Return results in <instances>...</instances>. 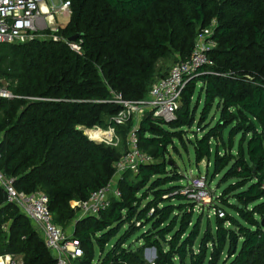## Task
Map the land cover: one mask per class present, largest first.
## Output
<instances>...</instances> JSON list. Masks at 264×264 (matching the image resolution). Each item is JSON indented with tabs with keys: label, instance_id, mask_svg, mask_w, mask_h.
<instances>
[{
	"label": "trees",
	"instance_id": "trees-1",
	"mask_svg": "<svg viewBox=\"0 0 264 264\" xmlns=\"http://www.w3.org/2000/svg\"><path fill=\"white\" fill-rule=\"evenodd\" d=\"M66 1L70 20L60 40L0 43V80L17 96L0 98V169L18 191L48 195L56 224L68 230L78 212L71 202L113 181L134 131L155 161L124 173L122 197L99 216L77 220L78 263L149 264L151 247L155 264H264V0ZM205 29L211 63L188 79L175 118L144 111L139 123L131 116L118 124L125 108L115 96L144 101L168 74L160 63L188 60ZM76 34L80 52L68 43ZM80 126L113 127L125 144L96 142ZM188 130L196 163L213 161L219 186L228 184L215 207L225 216L216 212L205 226L182 193L179 167L166 159ZM8 254L23 264H56L0 184V257Z\"/></svg>",
	"mask_w": 264,
	"mask_h": 264
},
{
	"label": "built area",
	"instance_id": "built-area-1",
	"mask_svg": "<svg viewBox=\"0 0 264 264\" xmlns=\"http://www.w3.org/2000/svg\"><path fill=\"white\" fill-rule=\"evenodd\" d=\"M58 13L70 14V1L59 0H0V43L12 44L23 43L36 38L53 37L60 40L58 35L61 26L55 23V15ZM50 33H46V31ZM42 36V37H40ZM212 36L211 29H205L197 38V45L188 60L178 61L169 73L159 78L152 86L148 97L141 102H130L116 95L114 102L123 105L125 108L116 118L118 124H125L131 116L139 123L141 112L151 111L158 118L170 121L175 118L183 92L190 76L199 68L211 63L208 51L213 42L208 41ZM205 41V43L203 42ZM70 47L80 52L81 45L77 42L68 41ZM17 96L9 90L4 80H0V98L13 99ZM139 110L138 116L133 111ZM80 129L92 140L118 147L120 138L113 127L103 129L99 126L88 128L80 126ZM104 131L100 136L98 131ZM1 158V154H0ZM155 161L154 157L143 151L139 146L136 133L132 131L128 135L127 145L123 154L116 161V175L113 181L107 186L93 191L86 200H75L71 206L78 210L80 218L87 216H99L100 213L111 205L112 198L122 197V191L118 186L120 177L127 171H138L144 164ZM190 179V178H189ZM0 184L4 188L7 201L16 204L22 212L39 228L43 234L47 248L56 258V264H72L84 255V249L80 241L68 234L61 226L56 224L55 216L50 208L48 195L42 192L26 194L20 192L14 185V179L6 176L0 169ZM191 202L196 204V209L212 202L206 178H191L188 184L182 189ZM220 217L225 216L223 210H215ZM80 220V219H79ZM6 229V228H5ZM3 264H23V261L16 258V255L1 256Z\"/></svg>",
	"mask_w": 264,
	"mask_h": 264
},
{
	"label": "rangeland",
	"instance_id": "rangeland-1",
	"mask_svg": "<svg viewBox=\"0 0 264 264\" xmlns=\"http://www.w3.org/2000/svg\"><path fill=\"white\" fill-rule=\"evenodd\" d=\"M56 3H59V0H54ZM55 23L56 25L59 26H65L68 22H69V18H70V14L69 13H58V15H55ZM69 17V18H68ZM49 31V30H48ZM46 31V32H48ZM42 37V36H40ZM203 42V41H202ZM205 43V41L203 42ZM178 62V60L176 58H169L167 60H164V62L161 64V73L162 74H167L169 69H171L176 63ZM134 116H138L139 110H135L133 111ZM143 112H141L142 114ZM141 115H139L138 117H140ZM196 129V128H194ZM192 130H188V134L185 136V143H182L178 140H176V144L177 145V149H173L170 148V151L168 152V154L166 155V159L167 160H173L175 161V163L177 164V166L179 167V171L181 173V175L184 176L183 181H181L182 185H187L189 180L191 178H195V177H200L202 178H206V183L208 186V189L210 191V193L212 194V202L208 205L203 206L201 209H196V214H202L203 215V226H205L207 219H211V221H214L215 219V207H218V197H220L221 192L223 191L224 188L227 187L228 184H223L221 187L219 186L220 184V180H221V176H215L213 174L214 171V165H213V161L212 162H207L206 160L202 161L200 164L196 163L195 160V154H194V148L191 145L190 141H189V136L191 139H194V137L191 135L193 134L191 132ZM190 134V135H189ZM119 137V136H118ZM120 138V144L117 148H121L124 144L125 141H123L122 137ZM190 178V179H189ZM134 177L131 176L130 177V181H133ZM203 210V211H201ZM79 219H83L80 218V214L77 212V216L74 219V221L72 222V224L68 227V230H66V232L68 234H70L72 232V229L75 227V224L77 222V220ZM139 225V223H138ZM38 231L39 228L37 227ZM140 234L134 235L127 243V246L130 245V243H137V238L139 237ZM115 241V240H114ZM114 241H112L107 248H111V246L113 245ZM138 245L143 246V241H140L138 243ZM97 255L100 254L99 249H97ZM144 256L146 258V260L148 261L149 264H155V260L157 258V253L154 251L153 248L151 247H146L145 249V253ZM16 258H18V260H20L19 256H16ZM72 264H79L78 260H73Z\"/></svg>",
	"mask_w": 264,
	"mask_h": 264
},
{
	"label": "water",
	"instance_id": "water-1",
	"mask_svg": "<svg viewBox=\"0 0 264 264\" xmlns=\"http://www.w3.org/2000/svg\"><path fill=\"white\" fill-rule=\"evenodd\" d=\"M81 36H82V34H76V35L72 36L69 40L76 42ZM153 249L156 252V249L155 248H153Z\"/></svg>",
	"mask_w": 264,
	"mask_h": 264
},
{
	"label": "crops",
	"instance_id": "crops-1",
	"mask_svg": "<svg viewBox=\"0 0 264 264\" xmlns=\"http://www.w3.org/2000/svg\"><path fill=\"white\" fill-rule=\"evenodd\" d=\"M69 18V17H68ZM70 19V18H69ZM164 61H162L161 63H160V67H161V64L163 63ZM171 69H169V71H170ZM160 71H161V68H160ZM169 71H168V73H169ZM162 76H164V74H162ZM40 231V230H39ZM40 233H41V231H40ZM41 235L43 236V234L41 233ZM19 257H20V259L22 260V256H20L19 255Z\"/></svg>",
	"mask_w": 264,
	"mask_h": 264
},
{
	"label": "bare ground",
	"instance_id": "bare-ground-1",
	"mask_svg": "<svg viewBox=\"0 0 264 264\" xmlns=\"http://www.w3.org/2000/svg\"><path fill=\"white\" fill-rule=\"evenodd\" d=\"M98 134H99L100 136H103V135H104V131L99 130V131H98ZM0 264H3L1 259H0Z\"/></svg>",
	"mask_w": 264,
	"mask_h": 264
}]
</instances>
